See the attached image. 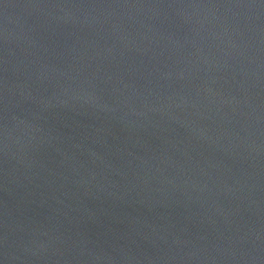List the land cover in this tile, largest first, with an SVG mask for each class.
Segmentation results:
<instances>
[{
    "label": "water",
    "instance_id": "obj_1",
    "mask_svg": "<svg viewBox=\"0 0 264 264\" xmlns=\"http://www.w3.org/2000/svg\"><path fill=\"white\" fill-rule=\"evenodd\" d=\"M0 264H264V0H0Z\"/></svg>",
    "mask_w": 264,
    "mask_h": 264
}]
</instances>
